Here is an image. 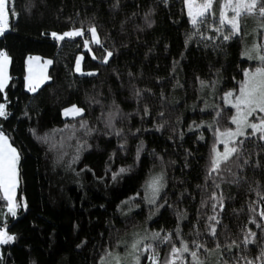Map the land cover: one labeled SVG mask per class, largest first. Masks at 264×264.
Wrapping results in <instances>:
<instances>
[{"label": "trees", "instance_id": "trees-1", "mask_svg": "<svg viewBox=\"0 0 264 264\" xmlns=\"http://www.w3.org/2000/svg\"><path fill=\"white\" fill-rule=\"evenodd\" d=\"M225 3L194 23L186 0H8L0 131L19 153L22 205L7 215L0 187V228L13 238L0 244V264H101L137 231L158 264H264V137H240L214 162L220 132L234 127L226 94L264 68V28L262 59L244 56L245 22L263 25L264 0L243 9L239 31ZM75 29L84 35H52ZM32 55L53 61L35 93ZM73 105L84 114L64 118ZM139 264H151L145 253Z\"/></svg>", "mask_w": 264, "mask_h": 264}, {"label": "rangeland", "instance_id": "rangeland-1", "mask_svg": "<svg viewBox=\"0 0 264 264\" xmlns=\"http://www.w3.org/2000/svg\"><path fill=\"white\" fill-rule=\"evenodd\" d=\"M214 0H186L188 13L194 23L200 21L210 10ZM224 20L232 25L237 31L241 29V15L243 9L253 5L256 0H225ZM3 19L0 17V26ZM247 25L248 36L244 42V56L251 60L262 59L260 45L257 41L258 30L264 28V23L256 24L253 20L245 22ZM0 30V35L2 34ZM52 35L57 40L74 39L84 35L82 29H75L63 33L54 32ZM99 41L95 29L92 30L91 41L86 40V50L91 51V42ZM84 53L77 56L75 70L79 74H84L83 60ZM52 59L43 58L40 55L29 56L26 62V89L31 92H37L44 84L50 81L49 70L52 65ZM10 57L2 52L0 54V89L5 91L10 81ZM225 103L233 107L236 111L233 118L234 127L232 129L220 132L219 142L215 148V167L218 168L221 163L227 161L235 152L233 142L240 137L251 134H260L264 137V120L254 121L253 116L264 112V68L250 70L246 73L245 81L236 95L232 92L226 94ZM6 113L5 106H0V116ZM84 109L77 105L65 108L62 111L64 118H75L82 116ZM19 153L11 144L9 139L0 131V187L5 198L8 201L7 215H16L22 204L17 200V190L19 186ZM159 189V176L151 178L148 185V192L151 194L149 202L155 200V194ZM9 213V214H8ZM147 233L135 232L123 241L118 251L111 253L101 261V264H139L141 253L147 255L151 264H158L157 255L154 253L153 246L143 244ZM13 238L6 228H0V244L9 242ZM143 244V245H142ZM177 258H173L171 264H176ZM185 264V262H183Z\"/></svg>", "mask_w": 264, "mask_h": 264}, {"label": "crops", "instance_id": "crops-1", "mask_svg": "<svg viewBox=\"0 0 264 264\" xmlns=\"http://www.w3.org/2000/svg\"><path fill=\"white\" fill-rule=\"evenodd\" d=\"M8 0H0V17L3 19V24L0 26V30L4 31L8 27L9 14L7 9Z\"/></svg>", "mask_w": 264, "mask_h": 264}]
</instances>
